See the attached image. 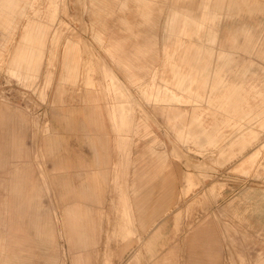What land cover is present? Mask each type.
<instances>
[{"label":"rangeland","instance_id":"obj_1","mask_svg":"<svg viewBox=\"0 0 264 264\" xmlns=\"http://www.w3.org/2000/svg\"><path fill=\"white\" fill-rule=\"evenodd\" d=\"M9 1L16 5L15 11L12 12L7 5L0 7L1 15L5 16H0L1 26L3 21L13 26L8 31L0 28V143L10 140V133L14 131L15 136L23 140L31 157L26 165L19 161L15 164L4 161L0 155V221L5 223L10 220L27 225L34 217L31 213L34 204L40 220L49 215L54 223L56 241L55 244L43 242L34 231H28L26 236L30 244L21 246L24 247L21 250H17V246L14 248L19 253L29 254L27 263L74 264L75 252L69 241L65 207L79 200L85 208H92L96 225L95 242L77 252L83 254V260L86 257L90 264H264V129L260 126L264 120V100L251 99L252 111L242 118L236 117V125L225 126V134L213 144H207L201 154L198 145L192 141L185 142L184 135L178 137L163 113V109L169 106H190L168 101L154 102L146 98L147 92L157 94V90H173L184 95V87L164 81L168 74L166 65L172 56H167L162 49L169 5L182 0H164L166 4L160 13L153 7L154 14H158L156 22L147 23L141 20V9L135 0H107L101 11L95 0H0V3ZM47 8L56 13L51 22L46 56L38 77L33 82L20 84L7 69L10 53L26 23L40 20L37 12ZM129 13H132L136 24L127 25L119 31L104 28L108 21L122 23L121 18L130 16ZM152 19H155L154 16ZM259 22L264 23V19ZM257 31L255 29L254 34L259 36ZM54 32L55 42L52 39ZM98 32L102 34L100 40ZM115 34L126 37H123L127 42L126 52L131 53V48L134 52L136 46L147 44L146 61L154 53L161 54L160 60L156 63L147 61V68L135 69L136 76L133 79L130 74L126 76L127 81H123L115 93L108 90L106 96L101 91L103 108L99 110L83 108L85 85L82 76L85 69L84 61H81L79 81L74 86L69 84L64 87L63 102L55 100L61 72V52L67 38L81 45L82 57L91 56L100 65L104 62L103 54L112 60L110 66L105 63L107 68L114 72H128L111 50L116 41ZM187 40L181 38L178 48L184 47ZM51 56L52 62L49 63ZM47 70H51L48 85ZM257 71L261 69L257 68ZM91 73L96 87L103 89L102 84L107 81L101 78L103 73L99 66ZM120 99L127 100L132 106L133 124L127 132L130 161L126 167L117 166L119 182L115 184L113 165L121 158L122 149L118 146L119 140L109 111ZM95 111L99 114L95 115ZM176 126H182L184 131V120H178ZM190 130L195 132L197 128L191 126ZM250 130L255 131L257 136L246 148L231 158L219 155L221 145L228 146ZM146 143L153 146V149H144L146 157L154 151L166 152L165 165L156 175L151 173L147 179L134 180L138 171V163L134 159ZM257 149L254 161L244 164L246 168L242 169V161ZM60 158H68L73 165L57 172L55 166ZM199 160H204L206 166L198 168L195 163ZM14 165L28 166L33 172L39 194L38 198L26 200L25 210L18 214L6 210L15 203L6 199L3 178ZM188 170L194 173L196 183L185 192L184 174ZM58 175L67 176L66 185H62ZM164 175L170 176V179L163 180ZM212 182L217 183L215 193L207 190ZM88 184L97 186V198H82L74 194ZM134 187L147 192L146 207L142 212L134 207ZM122 191L128 195L126 202L121 198ZM165 191L170 195L164 203L168 207L156 215V221L162 224V233L152 238L146 229H151L149 222L153 210L162 203ZM125 203L132 208V219L128 223L122 216ZM126 223L133 228L130 235H126L123 227ZM143 224L149 225L144 228ZM194 232L197 233L196 240L192 238ZM55 252L58 257L51 261L49 257Z\"/></svg>","mask_w":264,"mask_h":264},{"label":"crops","instance_id":"obj_2","mask_svg":"<svg viewBox=\"0 0 264 264\" xmlns=\"http://www.w3.org/2000/svg\"><path fill=\"white\" fill-rule=\"evenodd\" d=\"M95 1L99 3L98 8L101 11L107 0ZM135 1L141 9V12H139L140 18L144 23L156 22L158 14H154L153 7H156V11L160 13L166 4L164 0L160 2L158 0ZM1 5H7L12 12L15 11L13 9L16 5L12 1L0 3V7ZM169 6L170 12L166 15L164 21L166 36L162 49L167 56H172V60L166 65L168 74L164 81L179 88L184 87V95H180L173 90L164 92L157 90V94L147 92L146 98L154 102L168 101L190 106L184 108L169 106L163 109V113L167 116L168 121L172 123L178 137L184 135V141H192L198 145V152L203 154L202 151L205 150L207 144H213L217 138L225 134L223 129L225 126L236 125V117L242 118L247 112L252 111L254 106L251 105V99L264 100V23L259 22L260 19H264V0H182V2H172ZM231 9H234V11H231ZM55 13L56 11L51 8H47L43 12H37L41 19L26 23L23 32L21 31L10 53L7 68L9 74L18 83L33 82L38 77L48 50L47 41L50 35L51 22L55 19ZM129 14L131 17L121 18L122 23L116 21L110 23L108 21L106 22L107 27L104 28L119 31L127 28V25L136 24L133 22L132 13ZM0 16H2L1 10ZM153 16L155 19H152ZM11 24H6L3 21V26L0 23V28L8 31L9 28H13ZM255 29L260 32L259 36L254 34ZM54 35L55 32L52 38L55 42ZM101 36V32H98L97 37L99 40ZM123 37L126 38L123 35L115 34L116 41L112 44L111 50L117 55L120 65L129 72L126 74L122 70L114 72L107 68L105 63L110 66L109 62L112 63V60H109L106 55L102 54V61L104 62L100 65H97V61L91 56L89 58L82 57L81 45L76 40L67 38L61 52V72L55 100L63 102L64 87L69 84L73 86L77 84L83 61L85 69L82 76L85 85L82 96L83 101H85L83 108L99 110L103 108V102L100 101L102 92L106 96L108 90L115 93L116 88H120L123 81H127L125 80L126 76L128 77L130 74L131 79L136 76L135 69L147 68V61L156 63L160 60L161 54L154 53L146 61L145 58L148 55L147 44L136 46L134 52L132 48L130 49L131 53L126 52L127 42ZM183 37L188 40L184 41V47L179 49ZM51 59L52 56L49 58V63L52 62ZM98 66L103 73L101 78H105L107 81V83L102 84L103 89L96 87L95 79L91 73ZM257 68L261 71H257ZM50 77L51 70H47L46 85L49 84ZM119 92L121 93V91ZM96 113L99 114V111H95V115H97ZM109 118L119 140L118 146L122 149L121 158L118 163L114 162L113 165V182L117 184L119 182L117 166L126 167L130 161V145L127 140V132L133 124L132 106L127 100L120 99L110 109ZM178 120L180 122L184 120V131L182 126H176ZM191 126H195L197 130L192 132L190 130ZM260 126L264 129V120L260 122ZM256 136L257 133L253 130L241 134V137L231 141L228 146L223 147L221 145L219 155L223 158L234 157L246 148ZM189 148L191 149V147ZM144 149H153V146L151 143L144 144L143 149L138 152V157L134 159L138 163V171L136 170L134 180L136 178L140 180L147 179L151 173V175H156L161 172L165 165V151H154L146 157ZM257 154L258 149L251 152L248 155L249 157L242 161L240 167L242 169L246 168L243 165L252 163ZM0 155L4 157V161L14 164L19 161L26 165L30 163L31 157L23 140L16 137L14 131L10 133V140L0 143ZM72 165L68 158H60L55 168L57 172L59 170L65 171ZM82 165L80 164V166ZM195 165L201 169L206 166V162L199 160ZM32 174L33 172L28 166L14 165V168L9 170L8 175L3 177L7 189L6 199L11 203H15V206L6 209L8 212L22 213L26 208L24 206L26 200L30 201L32 198H38L37 195L39 194L36 190L38 187H36ZM65 176L58 175L62 185L67 184ZM168 179H170V176H163V180ZM189 179L191 182H189ZM184 180L186 182L185 192L196 183L195 175L190 170L185 172ZM219 185L222 186V183ZM96 189L95 184H88L82 187L79 192L76 190L74 194L76 193L82 198H97L98 192ZM216 189L217 183L212 182L207 190L209 193H215ZM134 191L136 200L134 207L142 212L146 207L147 192L135 187ZM121 196L126 202L128 195L122 191ZM163 196L162 203L153 210L149 222L151 224H143L144 228L150 226L151 229H146V231L151 233L150 237L152 238L162 233V224L156 221V215L167 209L168 206H164V203L170 195L165 191ZM33 205L31 213L34 217L29 219L30 222L27 225L10 220L5 223L0 221V251H3L0 252V264H28L26 259L28 260L30 257L29 254L25 255L14 249L17 246V250H21L24 248L21 246L30 244L31 241L26 236L28 231H34L35 235L43 242L56 243L55 227L51 218L47 215L40 220V217L37 216L39 215L37 206ZM91 209L89 206L85 208L79 200L65 207L68 218L69 241L75 252L73 254L74 264H90L86 257L83 260V254L77 252L95 242L94 230L96 225ZM131 210L129 204L125 203L122 207V216L127 223L131 222L132 219ZM127 223L123 227L126 230V235H130L133 228ZM196 235V232L192 235L194 240L197 238ZM57 257L58 254L55 252L49 258L51 261H55Z\"/></svg>","mask_w":264,"mask_h":264},{"label":"bare ground","instance_id":"obj_3","mask_svg":"<svg viewBox=\"0 0 264 264\" xmlns=\"http://www.w3.org/2000/svg\"><path fill=\"white\" fill-rule=\"evenodd\" d=\"M117 88H118V87H117ZM117 88H116V89H117Z\"/></svg>","mask_w":264,"mask_h":264}]
</instances>
